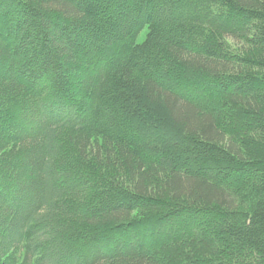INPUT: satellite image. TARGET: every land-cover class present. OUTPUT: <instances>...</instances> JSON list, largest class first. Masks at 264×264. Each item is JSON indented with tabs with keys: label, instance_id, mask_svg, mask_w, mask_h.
Wrapping results in <instances>:
<instances>
[{
	"label": "trees",
	"instance_id": "trees-1",
	"mask_svg": "<svg viewBox=\"0 0 264 264\" xmlns=\"http://www.w3.org/2000/svg\"><path fill=\"white\" fill-rule=\"evenodd\" d=\"M0 264H264V0H0Z\"/></svg>",
	"mask_w": 264,
	"mask_h": 264
},
{
	"label": "rangeland",
	"instance_id": "rangeland-1",
	"mask_svg": "<svg viewBox=\"0 0 264 264\" xmlns=\"http://www.w3.org/2000/svg\"><path fill=\"white\" fill-rule=\"evenodd\" d=\"M146 32H147V28H145L137 37V42L141 43L144 41L145 37H146Z\"/></svg>",
	"mask_w": 264,
	"mask_h": 264
}]
</instances>
